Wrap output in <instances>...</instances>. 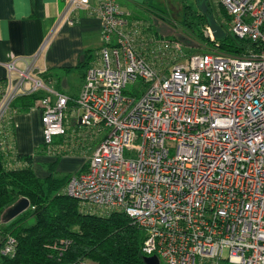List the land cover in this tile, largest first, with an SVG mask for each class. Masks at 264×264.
I'll return each mask as SVG.
<instances>
[{
  "label": "built area",
  "instance_id": "obj_1",
  "mask_svg": "<svg viewBox=\"0 0 264 264\" xmlns=\"http://www.w3.org/2000/svg\"><path fill=\"white\" fill-rule=\"evenodd\" d=\"M64 3L67 23L85 12L102 32L79 94L53 90L36 72L38 54L22 69L15 58L3 65L0 125L16 97L41 93L33 109L48 150L59 137L98 139L87 169L63 192L84 212L129 216L143 232L145 257L264 264V0L217 2L230 32L257 46L241 57L186 56L179 41L144 32L116 0ZM67 114L81 124L76 137ZM68 247L66 240L48 246L59 255ZM14 248L8 239L2 254Z\"/></svg>",
  "mask_w": 264,
  "mask_h": 264
},
{
  "label": "trees",
  "instance_id": "obj_2",
  "mask_svg": "<svg viewBox=\"0 0 264 264\" xmlns=\"http://www.w3.org/2000/svg\"><path fill=\"white\" fill-rule=\"evenodd\" d=\"M212 15L224 32L220 41L211 40L207 34L205 15L184 5L180 31L195 42L204 53H222L241 57L257 48L256 44L235 37L230 32L231 18L220 4L208 0ZM141 9V10H140ZM134 11L132 19L144 24L142 30L154 37L179 41L174 35L162 36L151 23L152 19L165 21L163 12L152 6ZM171 26L176 23L168 22ZM92 54L83 53L76 67L84 72L91 64ZM66 73L71 69H65ZM46 83H52L51 74H38ZM57 81V80H55ZM41 93L19 95L11 104L10 114L0 125V264H144L140 251L144 235L133 220L123 212H113L108 217L84 212L78 202L63 192L72 174L59 175L56 167L62 157L72 154L70 141L57 138L50 150L41 144L31 155L16 151L15 129L12 116L29 113ZM50 155L55 161L45 165L48 175L39 178L33 171V157ZM87 164L75 174L84 172ZM21 198L28 199L29 208L8 223L3 216ZM32 223L29 224V221ZM8 239L15 241L11 255L2 250ZM66 240L68 249L61 255L48 246Z\"/></svg>",
  "mask_w": 264,
  "mask_h": 264
},
{
  "label": "crops",
  "instance_id": "obj_3",
  "mask_svg": "<svg viewBox=\"0 0 264 264\" xmlns=\"http://www.w3.org/2000/svg\"><path fill=\"white\" fill-rule=\"evenodd\" d=\"M152 1L154 0H116L122 11L131 14L141 7L151 6ZM90 2L95 4V0ZM64 9V0H0V90L7 77V70L3 66L5 63L19 58L22 61L17 66L22 69L24 62L30 63L38 54L35 61L36 72L51 74L53 81L48 85L53 90L70 97L79 94L85 72L102 46L100 20L85 12H78L74 16L73 24H69L62 19ZM88 51L92 54L91 64L83 73L79 72L76 70L78 60ZM65 69L72 71L66 73ZM76 72L80 81L75 94L61 92L55 86L61 76ZM68 118L67 132L74 133L76 137L82 132L81 124L71 116ZM12 123L15 129L16 151L22 155H31L43 143L39 111L33 109L29 113L15 114L12 116ZM69 140V150L72 154L61 158L55 170L58 174L78 172L82 164L88 163L99 143L98 139H87L83 144L78 139ZM53 161L54 156H34L35 175L39 178L46 177L49 173L45 165Z\"/></svg>",
  "mask_w": 264,
  "mask_h": 264
},
{
  "label": "rangeland",
  "instance_id": "obj_4",
  "mask_svg": "<svg viewBox=\"0 0 264 264\" xmlns=\"http://www.w3.org/2000/svg\"><path fill=\"white\" fill-rule=\"evenodd\" d=\"M211 2L213 5L218 4L217 3L218 0H211ZM150 5L158 9L159 11L163 12V17L165 21L158 20L157 18L151 20V23L155 25L154 27L157 28V31L160 35L167 36L174 34L180 40V43L183 46V50L186 56L205 52L203 49L199 48V46L195 42L191 41L186 35H184L180 31L178 26L181 20L183 19L184 5H188L192 9L198 10L196 0H154L151 2ZM168 22L176 23V25L173 27L170 24H168ZM207 34L211 38L209 30H207ZM79 81H80V77L77 72L72 74H65L59 78V82L55 86L61 92L67 94H75L77 92V86L79 84ZM130 88L131 85H128L127 89ZM69 116L70 115H68V117ZM125 156H128V154L126 153ZM76 166L77 165H75V167ZM59 175H64V174H59ZM31 223L32 220L29 221V224ZM226 256H227V252L224 251L222 257L226 258ZM160 264H163V262L160 261Z\"/></svg>",
  "mask_w": 264,
  "mask_h": 264
},
{
  "label": "water",
  "instance_id": "obj_5",
  "mask_svg": "<svg viewBox=\"0 0 264 264\" xmlns=\"http://www.w3.org/2000/svg\"><path fill=\"white\" fill-rule=\"evenodd\" d=\"M198 11L205 15L208 25L209 33L213 40L220 41L224 37V32L221 27L215 21L211 8L208 6V0H196ZM30 206L28 199L21 198L16 204L8 208L6 213L3 216V222L8 223L21 213L26 211ZM144 264H160V261L157 257H145L143 259Z\"/></svg>",
  "mask_w": 264,
  "mask_h": 264
}]
</instances>
